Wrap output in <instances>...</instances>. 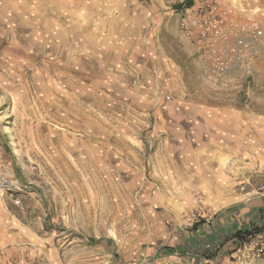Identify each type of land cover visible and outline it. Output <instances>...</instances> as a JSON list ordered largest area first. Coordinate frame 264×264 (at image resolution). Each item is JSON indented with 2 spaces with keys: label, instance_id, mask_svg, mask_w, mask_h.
Instances as JSON below:
<instances>
[{
  "label": "rangeland",
  "instance_id": "374dc122",
  "mask_svg": "<svg viewBox=\"0 0 264 264\" xmlns=\"http://www.w3.org/2000/svg\"><path fill=\"white\" fill-rule=\"evenodd\" d=\"M147 7L0 0V264H264V52L216 76Z\"/></svg>",
  "mask_w": 264,
  "mask_h": 264
},
{
  "label": "built area",
  "instance_id": "2783aa9c",
  "mask_svg": "<svg viewBox=\"0 0 264 264\" xmlns=\"http://www.w3.org/2000/svg\"><path fill=\"white\" fill-rule=\"evenodd\" d=\"M164 11L177 17L178 28L200 59L210 63L216 76L227 73L229 63L251 62L264 52V16L245 23L234 21L227 0H162ZM257 47V51L254 48ZM166 100L169 97L166 96Z\"/></svg>",
  "mask_w": 264,
  "mask_h": 264
},
{
  "label": "crops",
  "instance_id": "0c3cea01",
  "mask_svg": "<svg viewBox=\"0 0 264 264\" xmlns=\"http://www.w3.org/2000/svg\"><path fill=\"white\" fill-rule=\"evenodd\" d=\"M147 1H150L155 6V7H147V9H149L150 11L158 12V13L164 11V6H163L162 0H147ZM167 59L169 61L168 69L170 70L171 61H170V58H167ZM262 59L264 60V56ZM166 72L168 74L167 76H170V73H168V72L172 73V70L171 71L166 70ZM180 106H181V109H184V110H186V109H201L202 108L201 105H199L197 103H190V102H182ZM260 201L262 203L261 205H263V201L262 200H260Z\"/></svg>",
  "mask_w": 264,
  "mask_h": 264
},
{
  "label": "trees",
  "instance_id": "16d2710c",
  "mask_svg": "<svg viewBox=\"0 0 264 264\" xmlns=\"http://www.w3.org/2000/svg\"><path fill=\"white\" fill-rule=\"evenodd\" d=\"M255 230H256V232H258V233H261V232H264L263 230H261L260 228H255ZM257 233V234H258ZM234 242H237V243H239L240 245L241 244H243V237H242V235H241V233L240 232H238V233H236V235H234Z\"/></svg>",
  "mask_w": 264,
  "mask_h": 264
}]
</instances>
